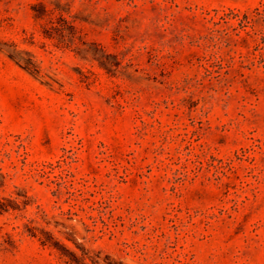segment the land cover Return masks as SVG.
Wrapping results in <instances>:
<instances>
[{"label": "rangeland", "instance_id": "obj_1", "mask_svg": "<svg viewBox=\"0 0 264 264\" xmlns=\"http://www.w3.org/2000/svg\"><path fill=\"white\" fill-rule=\"evenodd\" d=\"M257 9L0 0V264H264Z\"/></svg>", "mask_w": 264, "mask_h": 264}, {"label": "trees", "instance_id": "obj_2", "mask_svg": "<svg viewBox=\"0 0 264 264\" xmlns=\"http://www.w3.org/2000/svg\"><path fill=\"white\" fill-rule=\"evenodd\" d=\"M257 10H258V14L261 16V22H262V25H263V29L261 31L260 40H261V42H264V10H260V9H257ZM41 16L42 15H39V14L36 15L37 18H40ZM242 22H243V26H248L252 22V20L249 18L248 15H244V18H243ZM262 56H263V54H262ZM98 60H99V62L101 64V66L105 67L109 72L112 70V67H109L108 62L104 59L103 56H99ZM8 209H9V205L4 200H2L0 198V211H6ZM43 242H45V243L46 242L47 243L48 242H52V244L54 246H57V248H59L57 243H55V241L53 242V241H51L48 238L43 240Z\"/></svg>", "mask_w": 264, "mask_h": 264}]
</instances>
